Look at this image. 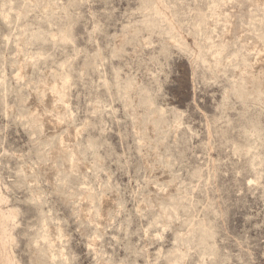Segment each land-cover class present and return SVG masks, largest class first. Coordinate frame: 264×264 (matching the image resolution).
I'll list each match as a JSON object with an SVG mask.
<instances>
[{
  "label": "rangeland",
  "instance_id": "1",
  "mask_svg": "<svg viewBox=\"0 0 264 264\" xmlns=\"http://www.w3.org/2000/svg\"><path fill=\"white\" fill-rule=\"evenodd\" d=\"M0 264H264V0H0Z\"/></svg>",
  "mask_w": 264,
  "mask_h": 264
}]
</instances>
